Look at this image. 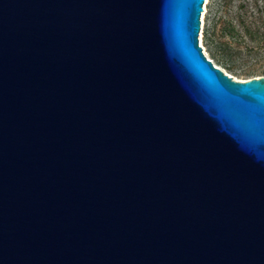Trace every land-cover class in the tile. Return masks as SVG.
I'll list each match as a JSON object with an SVG mask.
<instances>
[{"label": "water", "instance_id": "water-1", "mask_svg": "<svg viewBox=\"0 0 264 264\" xmlns=\"http://www.w3.org/2000/svg\"><path fill=\"white\" fill-rule=\"evenodd\" d=\"M204 4L0 0V264H264V77Z\"/></svg>", "mask_w": 264, "mask_h": 264}, {"label": "rangeland", "instance_id": "rangeland-1", "mask_svg": "<svg viewBox=\"0 0 264 264\" xmlns=\"http://www.w3.org/2000/svg\"><path fill=\"white\" fill-rule=\"evenodd\" d=\"M205 0L199 43L237 81L264 77V0ZM254 5V4H253Z\"/></svg>", "mask_w": 264, "mask_h": 264}, {"label": "trees", "instance_id": "trees-1", "mask_svg": "<svg viewBox=\"0 0 264 264\" xmlns=\"http://www.w3.org/2000/svg\"><path fill=\"white\" fill-rule=\"evenodd\" d=\"M258 3H259L258 0H253V4H254V5H253L252 3H251V4L248 3L246 7H248V6H250V7L254 6V7L257 8V10L259 11L260 8H259ZM251 5H252V6H251ZM259 12H260V11H259Z\"/></svg>", "mask_w": 264, "mask_h": 264}, {"label": "bare ground", "instance_id": "bare-ground-1", "mask_svg": "<svg viewBox=\"0 0 264 264\" xmlns=\"http://www.w3.org/2000/svg\"><path fill=\"white\" fill-rule=\"evenodd\" d=\"M207 3H208V0H207Z\"/></svg>", "mask_w": 264, "mask_h": 264}]
</instances>
